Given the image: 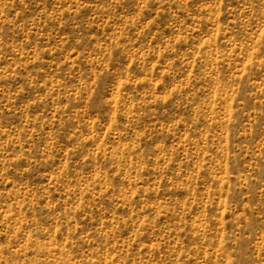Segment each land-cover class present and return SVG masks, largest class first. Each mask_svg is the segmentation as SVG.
<instances>
[{"label":"rangeland","instance_id":"obj_1","mask_svg":"<svg viewBox=\"0 0 264 264\" xmlns=\"http://www.w3.org/2000/svg\"><path fill=\"white\" fill-rule=\"evenodd\" d=\"M0 264H264V0H0Z\"/></svg>","mask_w":264,"mask_h":264}]
</instances>
